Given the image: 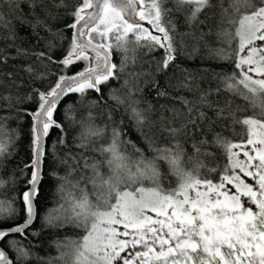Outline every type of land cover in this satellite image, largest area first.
Here are the masks:
<instances>
[{
  "label": "snow or ice",
  "instance_id": "6c2138e0",
  "mask_svg": "<svg viewBox=\"0 0 264 264\" xmlns=\"http://www.w3.org/2000/svg\"><path fill=\"white\" fill-rule=\"evenodd\" d=\"M168 3L0 0V39H21L16 28L20 24L32 29L37 45L43 44L40 51L17 46V56L25 59V65L0 72V77L11 81L9 85L0 79V87L17 92L15 97L0 93V100L9 107L13 100L36 104L35 111L23 110L33 122L32 155L19 170L26 177L23 191L14 196L0 193V264H56L34 251L38 247L34 241L52 229L80 234L79 239L56 241L58 248L67 249L60 252L62 264H264V0H171V8ZM174 12L183 14L189 32H178ZM210 18L216 21L215 30L209 26L208 32L199 31ZM145 21L150 27H145ZM184 36L194 42L188 58H195L198 45L203 44L207 58L231 62V72L203 69L204 75L197 76L176 65L187 47ZM206 36H214L221 47H210ZM141 50L144 55L163 50L159 61L153 58L147 63L150 68L155 65V73L178 68L175 82L170 78L161 89L152 79L154 73L141 71L129 74L136 79L135 86L124 81L126 95H119L118 90L105 93L109 81L119 80L130 63L143 64L137 57ZM113 51L122 54L119 65L111 58ZM9 58L0 52V64ZM77 65L82 67L72 72ZM21 71L29 81L22 96ZM52 76L55 82L45 90L31 87ZM145 76L158 98L182 107L162 105L158 119H153V106L142 108L134 98L142 92L139 82ZM208 76L219 82L216 88L202 86ZM168 88L187 91L193 98L171 96ZM222 91L240 97L243 104L227 97L210 99ZM90 92L97 99H88ZM70 95L78 96L80 106L88 110L79 121L68 115L75 111L76 102L60 110ZM105 95L125 108L143 148L124 138L128 134L124 121L113 119L115 109L104 100ZM102 105L107 123L98 125L93 112ZM58 112L61 119L56 118ZM65 120L79 126V134L71 141L74 147L79 144L77 152L68 149L58 155L57 145L67 148L69 144ZM236 126H246V138L239 142L230 139ZM52 129L60 135L48 146L49 153L45 138ZM161 133L163 147L158 142ZM15 136L0 117V167L3 158L11 155ZM189 140L194 141L191 153L186 151ZM216 150L223 152L227 164L213 180L217 168L208 167L201 158L214 161ZM49 154L55 167L48 174L58 181L61 202L41 217L37 205ZM169 174L177 178L174 187L165 186ZM6 183L0 178V189ZM38 218L41 227L34 229Z\"/></svg>",
  "mask_w": 264,
  "mask_h": 264
},
{
  "label": "trees",
  "instance_id": "16d2710c",
  "mask_svg": "<svg viewBox=\"0 0 264 264\" xmlns=\"http://www.w3.org/2000/svg\"><path fill=\"white\" fill-rule=\"evenodd\" d=\"M226 6V5H225ZM25 12L28 11V8L26 5H22ZM167 7L171 8L173 7L171 0H169V3ZM201 20H204V17H200ZM172 20L176 23V27L178 32L180 33H187L190 31V28L188 25L184 22L183 14H177L172 13ZM216 21L213 19H209L206 24L201 25L199 28V31L208 32L209 26L215 25ZM18 35L21 39L15 40L13 42L12 40H4L0 39V52L3 53V55L9 56L6 64H0V72L7 73L9 71H13L14 69H20L22 66L25 65V59L22 57L17 56L16 48L17 46L28 49L29 51H40L43 48V44L40 45L36 44V37L32 34V29L27 25H16ZM37 31L40 32V35H44L45 33L37 29ZM199 31H197V35H199ZM7 35V33H4ZM69 36L72 35V33L69 31ZM180 37H177L179 39ZM205 39L208 41V44L210 47L216 48L221 47L219 43L216 42L215 37H208L206 36ZM183 40L185 42V49L183 50V53L178 55V58L176 60V65H178L181 68L189 69L190 71L197 74V76H203L204 72L201 71L203 69H210L214 70L215 72L220 73H230L232 70V64L231 62L226 61H219L214 59H208V51L204 47L203 44L198 45L200 51L195 55V58H188L187 53L191 52V48L193 45V40L190 36H184ZM11 45V47H9ZM113 62L117 65L120 64L121 61V53L118 51H113ZM61 55L60 52L56 53L57 58ZM164 55L163 50H157L154 53H151L149 55H144L143 51L137 53L138 61H143V64L140 62H137L135 64L130 63L124 73L120 74L119 80H111L109 81V84L106 88L103 89L105 93L111 91V90H118V94L121 96L126 95L128 89L127 87H124V81L129 80L130 84L135 86L137 81L133 76H130L131 73H138L141 71H151L154 73L152 79L158 82V85L161 89L166 88V84L168 80L171 78L172 82H175L176 76L179 75V69L173 70L171 67L167 70V72L164 73H155V65H152L151 68L148 61L155 60L159 61L161 57ZM30 62L35 63V59L31 58ZM82 67V65H77L76 68L72 69V72H75L78 68ZM54 70V69H53ZM70 74V73H69ZM19 77L25 81L24 87H22L19 91V94L22 96L28 91L29 81L28 76L24 72L19 73ZM0 79H3L6 84H11V81L7 79V77H0ZM56 77L52 76L49 80L41 82L37 81L34 84H31V87L33 88H39L40 90H45L49 84H52L55 82ZM140 87L142 88V92H139L134 97L137 100L141 101V107L147 108L149 105L153 106V113L152 118L158 119L159 112L161 110V106H167L171 107L174 103L177 108H181L182 106L179 103H176L175 101L164 99V98H158L156 96V89L153 88L151 79L149 77L145 76L140 79ZM218 81H214L211 79L210 76H208L206 79L202 81L203 87L211 86L212 88H216L218 86ZM171 96H187L189 99H192L193 97L191 94H189L187 91L182 90H173L171 88L167 89ZM0 93H3L5 95L10 94L12 97H15L17 95V92L14 88H3L0 87ZM227 97L229 100H234L235 104H243V100L240 97H234L231 93H228L226 91H222L219 95H212L210 97L211 100H221L223 101ZM88 99L95 100L97 99V94L95 92H90L88 95ZM104 100L107 101L108 105L115 109V112L113 113V119L115 121L123 120V128L127 130V136L124 137L125 139H131L133 142H135L138 146L144 147V145L141 143L138 136L135 134L134 131L131 129V120L128 113L125 112V108L123 106H117L112 100L108 98L107 95L104 96ZM73 102H76L74 107L75 111L68 113L70 117H73L76 121H79L81 117L85 116L87 114V108L81 107L79 104V97L76 95H70L67 98H65L62 102V104L59 106L61 111H66L67 107L69 105H72ZM31 110L35 111L36 104L33 101H23L21 103H16L15 100L12 102V106L9 107L8 104L4 100H0V117L5 118L6 127L10 130H13L16 133L15 136V142L12 146H10V152L11 155L7 156L6 158H3V166L0 167V178H3L6 182L5 187L3 189H0V193H3L4 196H14L18 191H23V185L26 183V177L20 175V169L24 167L26 163L29 162L31 158V150H30V144L32 140V133H31V126H32V119L29 115L24 114L23 110ZM103 109V105L101 106V109H97L93 112V115L96 116L95 123L98 125H103L107 123V117L103 116L101 114ZM206 110V109H205ZM170 115L169 113H165V116ZM209 115H212L211 112H209ZM57 119H61L60 112L56 114ZM66 127V131H68V139L69 144L68 147L65 148L64 146L57 145L55 151L58 155H63L65 152L68 151V149H71L73 153L77 152L78 144L74 147L71 143V141L79 134L80 128L77 124H74L72 120H65L63 121ZM178 126V125H174ZM246 126L242 128L241 126H236L233 130L234 135L230 137V139H233L235 142H239L242 137L246 138ZM236 133H239V135H235ZM60 132L58 129H52L50 130V134L48 137H46V147L48 148L49 153L52 151V149L48 146H51L54 141L57 140L59 137ZM158 142L160 145L166 146L165 143V136L163 133L160 134L158 137ZM175 143L176 141H172ZM194 141L189 140L188 145H186V151L191 153L192 148L191 144ZM89 157L92 156V153L88 154ZM215 157L216 159L214 161H204L203 158H201L202 163L207 164L208 167H216L218 172L217 174H214L211 176L213 180H216L218 178V175L222 174L219 172V169H221L224 165L227 164V159L224 156L223 152L220 150L215 151ZM55 167V164L53 162L52 156L49 154L44 162V171H45V178L42 184L41 188V195L39 197V202L37 205V210L39 215L42 217L43 214L46 212V210L54 208L57 206L58 202L60 201L61 194L57 191L58 187V181L51 178V176L48 174L49 170L51 168ZM29 172L31 169L28 170ZM59 172L61 175L64 174L63 169H59ZM74 182V181H73ZM177 178L171 174H169L165 178V186H176ZM146 186H150V184H146ZM19 206V205H18ZM42 224V219H37L36 222L32 225L34 229H40ZM80 234L78 232L68 231V230H44L42 234L39 236L38 240L34 241V243L38 244V247L34 249L41 257H51L56 262V264H60L57 260L59 253L61 251H64L65 249H60L56 246V241H65V240H75L79 239ZM31 239V237H29ZM27 242V241H26Z\"/></svg>",
  "mask_w": 264,
  "mask_h": 264
},
{
  "label": "rangeland",
  "instance_id": "374dc122",
  "mask_svg": "<svg viewBox=\"0 0 264 264\" xmlns=\"http://www.w3.org/2000/svg\"><path fill=\"white\" fill-rule=\"evenodd\" d=\"M241 159H243V156H242V154H241V157H240ZM249 182H251V181H249ZM151 214V213H150ZM121 231H123V229L121 228ZM65 252L67 251V249H65L64 250ZM57 260L59 261V263H60V253H59V256H58V258H57ZM60 264H62V262L60 263Z\"/></svg>",
  "mask_w": 264,
  "mask_h": 264
},
{
  "label": "water",
  "instance_id": "95a60500",
  "mask_svg": "<svg viewBox=\"0 0 264 264\" xmlns=\"http://www.w3.org/2000/svg\"><path fill=\"white\" fill-rule=\"evenodd\" d=\"M144 25H145V27H150V26L148 25L147 21L144 22ZM111 58H112V60H113V54H112V57H111ZM45 142H46V138H45Z\"/></svg>",
  "mask_w": 264,
  "mask_h": 264
}]
</instances>
